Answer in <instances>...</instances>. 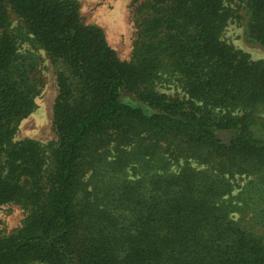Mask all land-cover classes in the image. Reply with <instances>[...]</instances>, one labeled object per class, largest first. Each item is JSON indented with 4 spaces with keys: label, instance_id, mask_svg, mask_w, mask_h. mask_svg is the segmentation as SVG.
Wrapping results in <instances>:
<instances>
[{
    "label": "trees",
    "instance_id": "obj_1",
    "mask_svg": "<svg viewBox=\"0 0 264 264\" xmlns=\"http://www.w3.org/2000/svg\"><path fill=\"white\" fill-rule=\"evenodd\" d=\"M131 14L124 61L76 0H0V207L26 213L0 264H264V60L223 39L237 22L264 50V0ZM39 49L57 86L46 147L14 140L44 86Z\"/></svg>",
    "mask_w": 264,
    "mask_h": 264
},
{
    "label": "rangeland",
    "instance_id": "obj_2",
    "mask_svg": "<svg viewBox=\"0 0 264 264\" xmlns=\"http://www.w3.org/2000/svg\"><path fill=\"white\" fill-rule=\"evenodd\" d=\"M80 6V16L85 24H93L100 27L105 35L108 45L116 52L119 59L128 61L131 57L134 40V24L132 21L131 4L133 0H76ZM17 21L13 20V26ZM223 39L233 45L237 50L247 53L252 60H264V50L259 46L248 44L244 39V28L237 22H230L223 34ZM23 49H29L24 45ZM41 58L40 71L44 79V86L40 95L35 100V109L18 126L15 141L32 139L44 147L55 143L57 137L52 127L53 105L57 97V86L53 70L45 53L39 49L36 51ZM157 89L168 95L183 93L172 82L162 83ZM194 167H197L193 164ZM247 178H236V188L230 195L234 202L241 187L247 182ZM227 200V199H226ZM26 213L15 204H7L0 207V237L8 236L20 228ZM244 214L235 212L231 217L235 221H242Z\"/></svg>",
    "mask_w": 264,
    "mask_h": 264
}]
</instances>
